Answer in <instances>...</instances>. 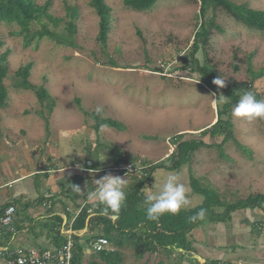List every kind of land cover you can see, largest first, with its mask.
<instances>
[{
    "label": "rangeland",
    "instance_id": "rangeland-1",
    "mask_svg": "<svg viewBox=\"0 0 264 264\" xmlns=\"http://www.w3.org/2000/svg\"><path fill=\"white\" fill-rule=\"evenodd\" d=\"M47 1L49 13L59 21L43 17L31 24V32L48 29L69 35L67 23L73 17L68 8H76L73 45L47 34L27 45L19 25L0 22L4 42L0 53L10 50L5 80L9 100L0 110V144L9 149L20 144L25 151L31 149L30 155H37L41 147L57 148L59 156H65L60 161L67 165L84 163L90 157L107 168L114 166L119 154L135 163L164 160L171 165L167 157L183 139L179 135L186 140L201 138L218 117L211 96L215 92L199 72L192 71L196 61L223 79L224 88L245 81L264 96V75L256 76L264 71V32L235 20L221 6L207 13V19L221 30L212 27L209 42H200V50L194 53L192 45L201 24L200 0H161L143 12L127 8L123 0H106L113 21L105 45L98 40L100 18L92 0H36L39 5ZM232 1L264 10V0ZM28 63L33 64L30 81L45 86L54 98L53 112L49 109L52 100L42 104L35 90L16 87V70ZM98 117L117 120L125 128L101 126L96 131ZM231 120L233 138L219 145L223 136L205 135L202 139L208 145L194 151L181 168L156 169L145 194L156 192L169 174H178L188 190L190 203L183 209L194 208L205 198L194 191L191 176L205 187L216 188L228 202L264 194V120L249 123L232 112ZM28 213L20 207L18 224L23 225ZM232 215L225 222H206L196 228L191 236L195 251L184 258L180 251L164 250L139 257L132 243H125L123 264H198L195 260L204 263L206 259L264 264V211L242 209ZM30 218L26 223L31 232L19 229L15 233L20 225L11 228L10 239L1 242L7 250L56 247L51 245V236L63 235L48 218L32 213Z\"/></svg>",
    "mask_w": 264,
    "mask_h": 264
},
{
    "label": "trees",
    "instance_id": "trees-1",
    "mask_svg": "<svg viewBox=\"0 0 264 264\" xmlns=\"http://www.w3.org/2000/svg\"><path fill=\"white\" fill-rule=\"evenodd\" d=\"M159 1L161 0H123V3L127 8L143 12L152 9ZM200 1L201 24L195 33L194 43L192 45L194 53L200 50V42L205 44L209 42L212 27H217L221 30V27L207 19V13L210 8L221 6L230 13L235 20L249 28L264 32V10L254 9L246 4H238L232 0ZM49 6L50 1H47L44 5H39L36 0H0V22L19 25L21 28L20 32L25 34L27 45L31 43L33 39L43 38L46 34L51 37H56V40L59 42H66L73 45L72 36L73 33L77 31L74 20L77 18L78 9L76 8H68L69 14L73 17V19L67 23L69 35L62 33L57 34L48 31V29H46L47 31L31 32V24L34 21L41 20L43 17L52 20L54 23L59 21L49 13ZM91 6L96 10L100 18L98 40L105 45L112 27V8L108 5L106 0H92ZM3 45L4 42L0 38V49ZM9 54L10 50L0 53V110L7 106L9 100V90L5 83L10 70ZM193 67L192 71L199 72L203 82L210 89L217 95L223 94L225 97L229 98L228 103L218 107L216 122L202 132L201 138L186 140L184 139V135H179L182 136L183 139L179 141L175 151L167 157L170 158L171 165H168L164 160L155 164L147 163L144 164V173L141 176L127 178L125 187L126 200L119 213L114 214L109 210V215H104V206L97 201L95 204L90 203L81 208V211L72 225L73 230L76 232L74 235L76 241L74 262L76 264H123L124 254L121 248L125 243H132L139 257H143L148 252L156 253L160 250H164L169 253L180 251V256L184 258L186 253L195 251L191 236L192 232L200 225L206 222H225L232 218L234 212L242 209L257 208L264 211V194L262 193L250 194L248 198H240L236 201L228 202L221 199L220 193L216 188L205 187L197 178L191 176V183L194 191L205 197L200 205L190 209L181 208L176 214H164L156 221L148 220L146 217V205L144 204L146 194L144 189L149 182L151 183L155 170L158 168L168 170L181 168L186 162L190 161L191 154L194 151L199 147L201 148L203 145H208L202 139L205 135H210L211 137L223 136V141L219 145H223L229 139L233 138L234 131L231 120V110L234 108L243 92L252 91L256 94L257 99H264V96L253 88L252 83L236 81L230 87L219 88L213 84V80L217 77L209 66H201V63L196 61ZM236 68L238 69V66H236ZM31 69H33V64L28 63L16 70L15 74L18 79L16 81V87L35 90L42 104H44L47 99L52 100L49 109L53 112V108L55 107L54 98L45 86H36L30 81ZM263 75L264 71H260L256 74V76ZM101 126H110L120 130L125 128V126L117 120L98 117L96 131H99ZM88 159L91 160L90 157ZM114 160V165L133 162L127 155L123 154H119ZM93 167L96 169L105 168L99 167L94 162ZM10 205L15 206L17 210L18 208L20 209L17 201H10L1 207L0 217L4 213L5 207ZM24 208L27 209L28 207ZM201 209L205 210L204 218H197L195 221H191L189 218L195 216ZM89 210L92 211L90 212ZM18 212L19 211H17L16 214ZM65 225L67 226L69 224ZM85 228L91 234L90 237L87 238V244L91 243L95 238L106 237L110 241L113 249L103 250L97 253H86V245L81 241L82 236L77 234V232ZM253 228L257 231V229H259L258 224L254 225ZM63 239L64 240L61 241L57 247L64 245L66 242L65 236ZM112 244L118 248L115 249ZM195 261H197L198 264H232L231 262L221 261L219 259H206L204 263H201L199 260Z\"/></svg>",
    "mask_w": 264,
    "mask_h": 264
},
{
    "label": "crops",
    "instance_id": "crops-1",
    "mask_svg": "<svg viewBox=\"0 0 264 264\" xmlns=\"http://www.w3.org/2000/svg\"><path fill=\"white\" fill-rule=\"evenodd\" d=\"M25 150L24 145L20 144L11 149L3 143L0 144V209L14 200L20 207H28L26 211L29 213L22 219L23 225L18 224L19 218L15 217V228L20 225L16 233L19 229L28 233L32 231L31 226L26 223L31 219L32 213L36 218H48L55 230L64 234L81 208L96 203L88 198L95 188L93 181L110 173L83 174L73 169V165L63 164L60 160L65 159V156H59L61 152L58 154L57 148L41 147L37 149V155H30L31 149ZM71 185L79 186L80 193H74ZM64 200H67L68 205H64ZM19 210L18 208L17 211ZM77 234L82 236V243L87 245V238L91 235L88 230L85 228ZM63 238L60 235L51 236V245L57 247ZM8 239L10 236L6 237Z\"/></svg>",
    "mask_w": 264,
    "mask_h": 264
},
{
    "label": "clouds",
    "instance_id": "clouds-1",
    "mask_svg": "<svg viewBox=\"0 0 264 264\" xmlns=\"http://www.w3.org/2000/svg\"><path fill=\"white\" fill-rule=\"evenodd\" d=\"M213 84L223 88L224 80L216 78ZM213 106H223L228 103L229 98L223 94L212 95ZM99 111V109H98ZM232 115L241 118L249 123L256 120H264V99H257L252 91L243 92L232 110ZM106 127V126H105ZM126 180L120 176L112 174L93 181L95 188L89 193V200L98 201L103 205V214L119 213L123 203L126 200ZM74 193H80L81 188L77 185H71ZM185 185L180 182L178 174H169L163 184L154 193L149 192L145 195L144 204L146 205V217L148 220L156 221L164 214H176L181 208L189 205L190 201L187 195ZM205 210L201 209L195 216L190 217L191 221L197 218L203 219Z\"/></svg>",
    "mask_w": 264,
    "mask_h": 264
},
{
    "label": "built area",
    "instance_id": "built-area-1",
    "mask_svg": "<svg viewBox=\"0 0 264 264\" xmlns=\"http://www.w3.org/2000/svg\"><path fill=\"white\" fill-rule=\"evenodd\" d=\"M84 163H76L73 165V169L80 171L83 174H95L102 175L104 173H110L114 176H120L127 179L132 176H141L144 172L145 165L142 161L139 163L127 162L119 165H114L107 168L96 169L93 167L92 160L85 159ZM90 212L92 210H89ZM17 209L15 206L10 205L5 207L3 215L0 217V259H3L0 264H76L75 248L76 241L74 235L76 232L73 230V222L76 217L71 221L69 229L64 231L66 242L60 247L52 249H14L7 250L5 246L1 244L2 240L6 237L15 222V215ZM66 227H63L65 229ZM16 233V232H15ZM86 245V244H85ZM85 252L90 254L92 252H101L103 250H112V246L108 238L98 237L86 245Z\"/></svg>",
    "mask_w": 264,
    "mask_h": 264
}]
</instances>
